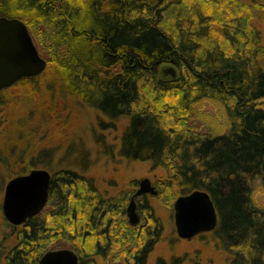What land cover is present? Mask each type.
Listing matches in <instances>:
<instances>
[{
  "label": "trees",
  "instance_id": "16d2710c",
  "mask_svg": "<svg viewBox=\"0 0 264 264\" xmlns=\"http://www.w3.org/2000/svg\"><path fill=\"white\" fill-rule=\"evenodd\" d=\"M0 16L23 19L48 61L14 84L36 108L13 131L0 90L5 185L36 167L52 174L45 209L17 226L5 264H37L58 240L80 264H149L166 230L158 206L195 189L210 193L219 216L200 239L228 264H264V0H0ZM167 64L176 76L163 77ZM57 97L92 120L107 163L158 174V194L137 197V225L127 216L137 179L111 190L118 181L103 187L88 160L53 157L77 135L63 132Z\"/></svg>",
  "mask_w": 264,
  "mask_h": 264
},
{
  "label": "water",
  "instance_id": "95a60500",
  "mask_svg": "<svg viewBox=\"0 0 264 264\" xmlns=\"http://www.w3.org/2000/svg\"><path fill=\"white\" fill-rule=\"evenodd\" d=\"M48 61L38 50L27 23L18 17L0 16V90L13 86L25 77L41 74ZM168 69V68H167ZM164 76H176L175 67L163 70ZM52 174L47 168L36 167L18 174L5 185L2 210L6 220L17 227L46 207L50 196ZM158 194L149 177L139 181V186L127 206L129 222L141 221L137 197ZM174 221L177 234L183 239L211 231L219 222L218 211L210 193L195 189L181 194L174 202ZM37 264H80V256L72 248L51 249Z\"/></svg>",
  "mask_w": 264,
  "mask_h": 264
},
{
  "label": "rangeland",
  "instance_id": "374dc122",
  "mask_svg": "<svg viewBox=\"0 0 264 264\" xmlns=\"http://www.w3.org/2000/svg\"><path fill=\"white\" fill-rule=\"evenodd\" d=\"M35 43L37 46L36 41ZM37 48L40 51L38 46ZM40 53L44 58H47L46 53L41 51ZM163 66L165 67L166 71H168V69L171 67V65L168 64ZM22 91L23 89L21 86L14 85L8 88L6 92L9 97V104L5 106L3 113L6 119L4 126L9 131H13V129L18 126V121L20 118L26 116L27 113L36 108V99L33 98L31 101H28L27 96ZM55 106L56 111L60 114V119H62L63 122L69 121L68 125L63 128V132H65V134L68 136H72L74 131H77V135L69 146H64L61 149L55 150L53 157H66L70 160L68 162H72L74 164L78 162L77 158H80L82 161L84 159L88 160L90 167L88 175L95 176L99 181V184H101L103 187H108L112 179H116L118 181L119 187H108L111 190H117L120 187L127 186L131 179H137V185L135 188L136 190L139 186V181L145 177H149L159 191V187L155 181L158 177V174L154 176L152 174L153 172H150L148 169V164L137 162L133 164H127L126 162H123V164L107 163V156L102 152L101 144L96 142L94 132L91 129L90 122L92 120L89 119L86 121L85 115L80 113L78 110H75L73 112V116H71L72 113L64 108L63 100L58 97L55 101ZM217 109L218 108L214 104L207 103L204 111L211 112V115L214 118H218L219 111ZM197 121L202 126L203 124L206 125V122L201 118H198ZM59 123L61 124V122ZM203 128L204 131L207 130V127ZM115 134H117V132L113 133L111 138ZM5 181V171L0 167V264H5L4 252L9 246L13 244V236L17 229V227L13 226L6 220L3 214L2 199L4 195ZM177 197L173 200V202H170L171 209L168 208L169 202L167 200L163 202L164 204H160L158 202L160 204L158 206L159 213L162 215L165 221L166 230L164 239L158 243L155 251L151 254L149 264H156L159 257H163L169 261L176 259L181 261V258L183 257L182 262H179V264H228L227 254L224 251L217 250V248H215L213 243L210 241L209 243H206L207 241L201 240L199 235L192 239H183L178 236L174 221L173 209L174 202ZM256 198L260 203L264 202V194L262 193L261 188L258 186L256 190ZM152 200L154 201L155 197L154 199L152 198ZM138 212L140 214L139 208ZM66 247L71 248L70 245L63 240H58L51 245L52 249Z\"/></svg>",
  "mask_w": 264,
  "mask_h": 264
}]
</instances>
